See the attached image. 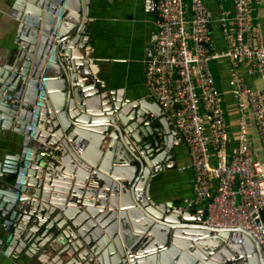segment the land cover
Wrapping results in <instances>:
<instances>
[{
    "label": "water",
    "instance_id": "water-1",
    "mask_svg": "<svg viewBox=\"0 0 264 264\" xmlns=\"http://www.w3.org/2000/svg\"><path fill=\"white\" fill-rule=\"evenodd\" d=\"M137 1L157 16L155 0ZM6 2L0 264H264L249 232L205 225V208L160 189L173 171L191 170L188 148L146 92L134 97L91 72L102 56L99 10L110 4ZM229 115L236 133L238 113Z\"/></svg>",
    "mask_w": 264,
    "mask_h": 264
},
{
    "label": "built area",
    "instance_id": "built-area-1",
    "mask_svg": "<svg viewBox=\"0 0 264 264\" xmlns=\"http://www.w3.org/2000/svg\"><path fill=\"white\" fill-rule=\"evenodd\" d=\"M155 0L156 31L146 60L143 85L147 98L173 118L187 145L193 181L192 203L203 207V224L241 227L260 244L264 259V47L252 18V0H233L234 32L225 33L228 47L221 56L233 67L258 74L251 88L243 79L229 82L238 113V144L227 148L229 129L210 74V19L201 0ZM254 122L260 142L257 156L247 119Z\"/></svg>",
    "mask_w": 264,
    "mask_h": 264
},
{
    "label": "crops",
    "instance_id": "crops-1",
    "mask_svg": "<svg viewBox=\"0 0 264 264\" xmlns=\"http://www.w3.org/2000/svg\"><path fill=\"white\" fill-rule=\"evenodd\" d=\"M111 9L106 11L100 9L101 15L94 34L99 40L102 56H96L90 65V70L95 76L104 80H112L123 85L134 97L145 93L143 85V57L145 41L152 31L150 17L157 18L154 14H148L137 0H105ZM210 19L209 31L211 35L210 51L219 55L211 59L209 63L210 74L215 84L220 105L225 116L226 125L229 129L227 148L229 151L236 148L238 144L237 132L231 129L232 112L237 113L236 100L231 92L229 82L235 78H241L251 88H258L261 84L258 74H250L244 66L233 67L229 59L221 56L228 47L225 33L234 32L233 0H201ZM186 18H190V1L186 0ZM6 0H0V64L3 61L9 46L12 44L6 33L9 15L4 11L7 9ZM252 18L259 25L261 42L264 47V0H252ZM6 29V30H5ZM105 48V49H103ZM139 58L141 62L139 63ZM138 59L136 62L131 61ZM132 63V64H131ZM136 63V64H134ZM237 115V114H236ZM247 130L254 145H260L254 122L247 119ZM257 156L261 158L260 147ZM179 161H184V156H179ZM169 189L175 198L182 194L193 195L191 170H175L169 176L167 182H161L160 189Z\"/></svg>",
    "mask_w": 264,
    "mask_h": 264
},
{
    "label": "trees",
    "instance_id": "trees-1",
    "mask_svg": "<svg viewBox=\"0 0 264 264\" xmlns=\"http://www.w3.org/2000/svg\"><path fill=\"white\" fill-rule=\"evenodd\" d=\"M262 217H263V219H264V209L262 210Z\"/></svg>",
    "mask_w": 264,
    "mask_h": 264
},
{
    "label": "flooded vegetation",
    "instance_id": "flooded-vegetation-1",
    "mask_svg": "<svg viewBox=\"0 0 264 264\" xmlns=\"http://www.w3.org/2000/svg\"><path fill=\"white\" fill-rule=\"evenodd\" d=\"M153 40H154V38H153ZM146 49V48H145ZM145 67L143 66V69H144Z\"/></svg>",
    "mask_w": 264,
    "mask_h": 264
}]
</instances>
